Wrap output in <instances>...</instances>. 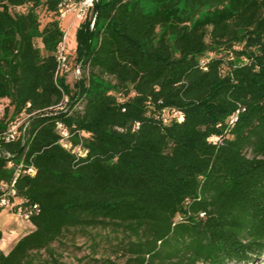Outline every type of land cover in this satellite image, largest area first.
<instances>
[{
    "label": "trees",
    "instance_id": "16d2710c",
    "mask_svg": "<svg viewBox=\"0 0 264 264\" xmlns=\"http://www.w3.org/2000/svg\"><path fill=\"white\" fill-rule=\"evenodd\" d=\"M61 2L0 0V151L11 154L0 197L13 188L8 210L31 211L33 225L0 264H70L59 248L77 236L124 259L87 264L263 253L264 0H95L76 33L88 74L71 89L55 77ZM39 8L55 17L41 22ZM22 111L23 136L6 142ZM57 121L84 156L60 143Z\"/></svg>",
    "mask_w": 264,
    "mask_h": 264
},
{
    "label": "rangeland",
    "instance_id": "374dc122",
    "mask_svg": "<svg viewBox=\"0 0 264 264\" xmlns=\"http://www.w3.org/2000/svg\"><path fill=\"white\" fill-rule=\"evenodd\" d=\"M72 2H79L80 0H70ZM69 3V0H64L61 4L60 9L66 10L67 9V4ZM39 15L41 22H44L50 17H55L51 16L50 14H47L44 12V9L39 8ZM90 16V14H89ZM57 18H59L61 25H62V30L63 32L67 30V36L65 39V48L67 52V58H68V65L70 67V70L68 73L65 74V84L71 89L74 87V75H73V70L75 69L76 65L79 63L76 62L75 60V48L77 45V40H76V33H77V26L79 25V21L74 18L73 12H67V14L64 17H59V11L57 14ZM35 44L39 46L38 40L35 41ZM242 48V44L238 43L236 44V50H240ZM210 56V55H208ZM244 60L239 57L234 58V62L237 64L243 62ZM82 75H87L88 71L85 70V72L82 71V68L80 69V77ZM109 80V78H106ZM2 104H6L5 101H2ZM27 220L17 216L15 213L10 212L8 209L4 208L0 212V228H6L8 226H11L13 229H21L19 228L22 227L20 231H18V236L27 233L28 232V227H25L24 225H28ZM7 231L10 232L8 229ZM70 240L65 239V242L68 243L67 249H61L59 248V252L61 253V260L66 263L70 264H87L86 259H83V256H92L94 258H99V257H108L111 260H114L117 263H122L124 259L119 257L118 255H115L112 251V247L110 246L109 243L106 241H103L98 250L97 253H93L89 242H87L84 238L82 237H72L69 238ZM74 245V246H72ZM80 258H82V261H80ZM234 264V263H233ZM243 264V263H239ZM246 264V263H244ZM247 264H264V252L252 256V261H250Z\"/></svg>",
    "mask_w": 264,
    "mask_h": 264
},
{
    "label": "built area",
    "instance_id": "2783aa9c",
    "mask_svg": "<svg viewBox=\"0 0 264 264\" xmlns=\"http://www.w3.org/2000/svg\"><path fill=\"white\" fill-rule=\"evenodd\" d=\"M64 0H62L63 2ZM95 0H80L79 2H72L69 0V3L67 4V9L63 10L60 9L62 2L59 4V13L61 17H64L67 12H73V16L75 19L78 21L83 20L89 13L91 8L93 7ZM93 24V21L91 22V26ZM67 36V30L64 31V34L62 36V41L59 44V48L57 51V68L55 72V77L57 78L61 74H66L69 72L70 67L68 65V58H67V52L65 48V39ZM73 75H74V80L78 81L80 78V65H76L75 69L73 70ZM64 100L67 101L68 98L67 96L64 97ZM29 106V103L27 104ZM177 114V113H174ZM178 119H182L181 113L177 114ZM29 117L30 114L25 113L24 111L20 112L17 116L14 118L10 119L6 125L5 129L2 134V138L6 141H12L14 139H17L21 136H23L25 129L29 123ZM55 130L60 136V143L67 149H69L71 152L79 155V156H84L85 155V150L82 149L80 146H72L71 143L69 142V137L70 133L67 129V127L64 125L63 122L57 121L55 123ZM0 157L3 158H9L11 157V154L7 151H0ZM13 163L11 160L7 161V165L11 166ZM19 168H21V163L19 164ZM24 172L27 173H34V170L29 167L25 170ZM19 173V170L16 171V175ZM15 180H12V184L14 183ZM7 185L1 184L0 185V190H5ZM18 202V199L15 197V190L11 188L8 192H4L3 195L0 197V206L4 207L6 209L11 208L15 203ZM35 206V205H34ZM33 206V207H34ZM15 213L17 216L28 220L29 212L23 211L20 206L16 208L15 211H12Z\"/></svg>",
    "mask_w": 264,
    "mask_h": 264
},
{
    "label": "crops",
    "instance_id": "0c3cea01",
    "mask_svg": "<svg viewBox=\"0 0 264 264\" xmlns=\"http://www.w3.org/2000/svg\"><path fill=\"white\" fill-rule=\"evenodd\" d=\"M28 225H24L25 227H28L29 230H31L33 228V225L31 224V222L29 220L26 221ZM19 228L22 229V227L19 226ZM10 230L7 231V230ZM21 229H13L11 226H8L6 228H0V230L2 231V237L0 238V249H2L3 251H8L11 246L13 245V243L22 235L18 236V231H20ZM28 230V231H29ZM25 234V233H24Z\"/></svg>",
    "mask_w": 264,
    "mask_h": 264
}]
</instances>
